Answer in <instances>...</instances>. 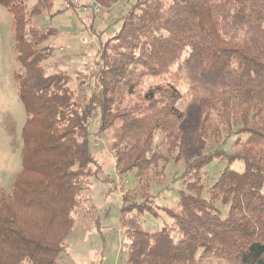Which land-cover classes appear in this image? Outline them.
I'll use <instances>...</instances> for the list:
<instances>
[{"label":"trees","instance_id":"trees-1","mask_svg":"<svg viewBox=\"0 0 264 264\" xmlns=\"http://www.w3.org/2000/svg\"><path fill=\"white\" fill-rule=\"evenodd\" d=\"M90 1L108 10L126 0ZM0 5L13 17L27 115L21 171L0 193V264H59L78 213L94 209V121L116 173L134 171L143 189L170 161L185 164L177 207H163L171 226L145 230L141 216H157L151 196L121 190L128 264H264V0H135L119 31L99 39L90 94L45 67L57 29L35 19L62 14L55 0Z\"/></svg>","mask_w":264,"mask_h":264},{"label":"rangeland","instance_id":"rangeland-1","mask_svg":"<svg viewBox=\"0 0 264 264\" xmlns=\"http://www.w3.org/2000/svg\"><path fill=\"white\" fill-rule=\"evenodd\" d=\"M34 1L25 0L29 7ZM134 2L135 0H126L112 5L108 10L99 6L100 12L93 16L91 11L85 12L83 7H91L90 0H55L54 11L62 10V14L53 18L44 15L35 19V25L43 29H57V33L46 43L55 51L54 57L45 64L48 72L61 69L74 79L71 84L73 89L80 92L79 86H82L90 94L99 61V39L112 37L119 31L122 24L120 19ZM14 44L13 17L0 5V193L11 191L14 180L21 171L22 130L27 119L14 80V74L20 68ZM180 107L183 108L184 104L180 103ZM97 131L98 123L94 121L91 124L92 153L97 155L102 168L100 176L92 179L94 209L92 212L81 210L78 213L77 224L66 241L67 251L60 255L59 264H128L129 242L120 223V210L124 203L121 190L137 189L139 202L144 195L151 196L157 216L150 213L141 216L143 228L149 231L172 225L173 221L163 211V207L176 208L180 192L185 190L182 179L185 170L183 162L175 164L170 161L163 177H153L145 189L138 183L134 171L120 177L115 170L110 140L107 135L95 137ZM159 141L158 134L157 144ZM223 149L233 152L232 140ZM225 165L209 167L210 178H217ZM232 169L243 172L244 165L236 162ZM203 197H208L206 191ZM218 208L223 216L227 215L228 206L218 205Z\"/></svg>","mask_w":264,"mask_h":264},{"label":"built area","instance_id":"built-area-1","mask_svg":"<svg viewBox=\"0 0 264 264\" xmlns=\"http://www.w3.org/2000/svg\"><path fill=\"white\" fill-rule=\"evenodd\" d=\"M79 4H80V2H78ZM82 5V4H81ZM83 7H85L84 8V11L85 12H89V11H91L92 12V14H93V16H97L98 15V13L100 12V8H99V5H97L96 3H94V2H91V7H87V6H83Z\"/></svg>","mask_w":264,"mask_h":264}]
</instances>
